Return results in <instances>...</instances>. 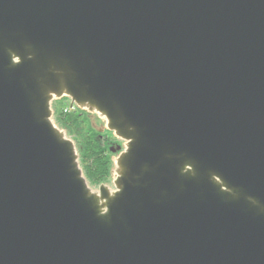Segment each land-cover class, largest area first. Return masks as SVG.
I'll use <instances>...</instances> for the list:
<instances>
[{"label":"water","instance_id":"water-1","mask_svg":"<svg viewBox=\"0 0 264 264\" xmlns=\"http://www.w3.org/2000/svg\"><path fill=\"white\" fill-rule=\"evenodd\" d=\"M0 264H264V0H0Z\"/></svg>","mask_w":264,"mask_h":264},{"label":"trees","instance_id":"trees-1","mask_svg":"<svg viewBox=\"0 0 264 264\" xmlns=\"http://www.w3.org/2000/svg\"><path fill=\"white\" fill-rule=\"evenodd\" d=\"M56 103L55 120L73 134L85 176L93 185L108 181L114 167L109 139H104L105 136L88 122L87 112Z\"/></svg>","mask_w":264,"mask_h":264},{"label":"rangeland","instance_id":"rangeland-1","mask_svg":"<svg viewBox=\"0 0 264 264\" xmlns=\"http://www.w3.org/2000/svg\"><path fill=\"white\" fill-rule=\"evenodd\" d=\"M59 102L60 104L62 105H66V106H71V98L68 97V96H64L60 99H55L53 102H52V108H53V120L54 122L56 123L57 126H59V128H61L68 137H70L71 139H73L75 141V138L73 136V134L69 133L68 132V129L63 127V125H59L57 123V121L55 120V108H56V105L57 103L56 102ZM78 107V106H77ZM75 108H76V105H75ZM79 110H82L84 112H87L84 113V115L86 114L87 115V119H88V122H91L92 125L98 130L101 132V135L105 136L104 139H109V142H108V146L109 147H116L118 144H121L123 145L124 144V141L117 138L114 133L108 129L107 127V119L102 116L101 114H99L98 112H90L88 109L86 108H81V107H78ZM83 116V115H82ZM75 144H76V141H75ZM77 146V144H76ZM78 150V148H77ZM79 152V151H78ZM112 154V159H113V162H114V167L112 169V175L111 177L108 179V181L106 182H103V184H106L112 191L116 189L115 185H114V177H115V168H116V158L118 156V151L117 152H111ZM79 160H80V155H79ZM81 164V163H80ZM82 167V166H81ZM89 181V180H88ZM90 183V182H89ZM102 184V183H101ZM91 187L93 188V190L95 191H99V185H93L91 184Z\"/></svg>","mask_w":264,"mask_h":264},{"label":"bare ground","instance_id":"bare-ground-1","mask_svg":"<svg viewBox=\"0 0 264 264\" xmlns=\"http://www.w3.org/2000/svg\"><path fill=\"white\" fill-rule=\"evenodd\" d=\"M116 170V169H115Z\"/></svg>","mask_w":264,"mask_h":264}]
</instances>
